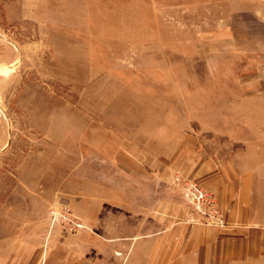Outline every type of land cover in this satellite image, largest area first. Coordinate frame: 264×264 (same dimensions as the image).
I'll return each instance as SVG.
<instances>
[{"label": "rangeland", "instance_id": "rangeland-1", "mask_svg": "<svg viewBox=\"0 0 264 264\" xmlns=\"http://www.w3.org/2000/svg\"><path fill=\"white\" fill-rule=\"evenodd\" d=\"M263 2L0 0V264L21 245L74 234L51 223L50 206L81 217L69 199L86 202L126 172L130 182L141 161L172 153L188 133L200 150L254 169V213L264 225V110L244 88L251 63L208 46L212 32L252 23ZM133 231L132 243L118 239L98 256L106 264H264V253L207 260L183 240L170 257L155 237L142 242Z\"/></svg>", "mask_w": 264, "mask_h": 264}, {"label": "crops", "instance_id": "crops-1", "mask_svg": "<svg viewBox=\"0 0 264 264\" xmlns=\"http://www.w3.org/2000/svg\"><path fill=\"white\" fill-rule=\"evenodd\" d=\"M208 38L210 47L230 49L249 58V84L244 88L252 90V99L263 111L264 2L255 9L252 23L244 20L236 26L222 27ZM195 140L196 135L188 133L172 153L147 157L140 162V174L130 177V182L126 172L119 184L114 187L109 182L107 191L92 194L86 202L69 199L85 229L74 234L49 235L34 245H21L18 256L4 264H106L105 258L98 256L101 249L116 246L118 241L132 243V238L137 237L133 236L136 227L142 242L152 235L158 244H163V252L172 250L167 253L170 257L180 253L182 240L188 253L200 254L207 260L234 262L263 254L264 225H259L254 213V169L233 157L206 153L196 147ZM119 167L125 170L121 163ZM174 174L194 178L212 191L223 212L224 226L198 223L196 211L173 185ZM104 204L109 205L110 215L102 221ZM109 264L116 261L109 258Z\"/></svg>", "mask_w": 264, "mask_h": 264}, {"label": "built area", "instance_id": "built-area-1", "mask_svg": "<svg viewBox=\"0 0 264 264\" xmlns=\"http://www.w3.org/2000/svg\"><path fill=\"white\" fill-rule=\"evenodd\" d=\"M173 181L179 187L187 205H190L198 215L202 224L223 225L222 212L216 206V199L206 187L191 177L174 174ZM51 223L60 224V227L70 233L83 229L84 225L76 214H73L66 205L50 206Z\"/></svg>", "mask_w": 264, "mask_h": 264}]
</instances>
